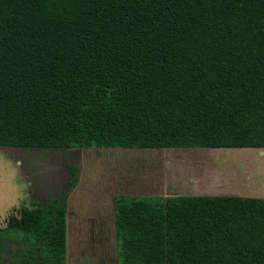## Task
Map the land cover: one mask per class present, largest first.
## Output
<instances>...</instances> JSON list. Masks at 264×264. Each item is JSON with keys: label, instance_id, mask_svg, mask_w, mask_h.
Instances as JSON below:
<instances>
[{"label": "trees", "instance_id": "trees-1", "mask_svg": "<svg viewBox=\"0 0 264 264\" xmlns=\"http://www.w3.org/2000/svg\"><path fill=\"white\" fill-rule=\"evenodd\" d=\"M0 147L264 150V0H0ZM66 192L0 262L67 264ZM114 207L118 264H264V198Z\"/></svg>", "mask_w": 264, "mask_h": 264}, {"label": "rangeland", "instance_id": "rangeland-1", "mask_svg": "<svg viewBox=\"0 0 264 264\" xmlns=\"http://www.w3.org/2000/svg\"><path fill=\"white\" fill-rule=\"evenodd\" d=\"M76 169V184L66 186ZM66 192L67 264H118L116 196L264 198V150L0 147V228Z\"/></svg>", "mask_w": 264, "mask_h": 264}, {"label": "flooded vegetation", "instance_id": "flooded-vegetation-1", "mask_svg": "<svg viewBox=\"0 0 264 264\" xmlns=\"http://www.w3.org/2000/svg\"><path fill=\"white\" fill-rule=\"evenodd\" d=\"M63 195V197L65 196V191L61 192V196ZM11 245H7L6 246V250L4 252L3 258L0 262V264H10L12 262V258L10 257V253H9V248Z\"/></svg>", "mask_w": 264, "mask_h": 264}, {"label": "water", "instance_id": "water-1", "mask_svg": "<svg viewBox=\"0 0 264 264\" xmlns=\"http://www.w3.org/2000/svg\"><path fill=\"white\" fill-rule=\"evenodd\" d=\"M62 197H63V195H62ZM60 202H61V200H60Z\"/></svg>", "mask_w": 264, "mask_h": 264}]
</instances>
